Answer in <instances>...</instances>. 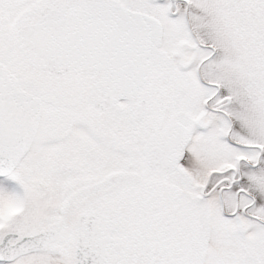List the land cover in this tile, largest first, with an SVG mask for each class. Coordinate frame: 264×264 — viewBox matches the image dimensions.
Masks as SVG:
<instances>
[{"label":"snow or ice","instance_id":"6c2138e0","mask_svg":"<svg viewBox=\"0 0 264 264\" xmlns=\"http://www.w3.org/2000/svg\"><path fill=\"white\" fill-rule=\"evenodd\" d=\"M0 264H264V0H0Z\"/></svg>","mask_w":264,"mask_h":264}]
</instances>
